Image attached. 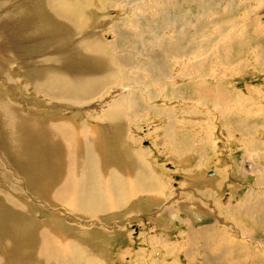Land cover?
Wrapping results in <instances>:
<instances>
[{"label": "rangeland", "instance_id": "obj_1", "mask_svg": "<svg viewBox=\"0 0 264 264\" xmlns=\"http://www.w3.org/2000/svg\"><path fill=\"white\" fill-rule=\"evenodd\" d=\"M102 3L101 11L93 10L98 30L89 33L104 36L121 72L101 97L77 110L102 129L111 103L121 96L119 104L133 103L130 146L144 154L162 184L143 203V213L125 216L133 206L128 203L114 215L122 226L107 232L112 237L108 253L102 252L106 264H152V258L164 264H264V0ZM37 67L24 70L14 59L1 63L0 92L26 114L27 108L40 111L43 116L36 118L42 119L49 110L45 106L62 103L40 92V82L26 80ZM70 113L65 110L62 117ZM0 159L5 175H13V163ZM0 176V189L7 191L9 180ZM15 179L24 188V181ZM26 190L25 185L23 199L14 201L30 210L22 202L31 199ZM42 213L38 210L39 224L50 218ZM27 218L16 213L22 224Z\"/></svg>", "mask_w": 264, "mask_h": 264}, {"label": "bare ground", "instance_id": "obj_2", "mask_svg": "<svg viewBox=\"0 0 264 264\" xmlns=\"http://www.w3.org/2000/svg\"><path fill=\"white\" fill-rule=\"evenodd\" d=\"M108 1L0 0V64L14 59L21 60L24 70L40 66L32 72L29 68L26 80L40 82V92L62 103L45 106L49 107L45 117L37 119L43 113L27 108L26 114L0 92V157H6L14 168L13 175L6 176L0 159V174L9 180L4 185L7 191L0 189V264H106L102 252L106 249L108 253L111 235L107 232L117 231L116 224L122 226L116 221L120 212L133 203L125 209V216L133 211L143 213L145 200L160 191L162 184L154 168L143 153L130 146L128 128L133 103L119 104L124 96L111 103L102 115L107 122L102 129L93 127L81 117L83 111L77 110L101 97L104 88L119 76L114 65L115 60L118 62L115 51L102 41L104 36L89 33L98 30L93 10L101 11L100 2ZM87 32L89 35L84 36ZM36 54L43 60L34 61ZM109 75L111 79L106 78ZM62 107L74 112L72 116L62 117ZM31 126L32 132L28 130ZM2 162L11 167L6 160ZM15 176L27 186L25 192L31 199L22 202L30 210L14 201L23 199L25 188L21 189ZM17 191L22 193L17 196ZM32 192L39 197L32 196ZM38 210L50 218L39 224ZM17 212L28 216L25 224L18 222L21 216L16 220ZM2 220L12 221L13 226ZM1 249L11 256L2 254ZM152 259V264H164L160 258Z\"/></svg>", "mask_w": 264, "mask_h": 264}]
</instances>
